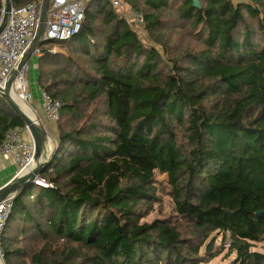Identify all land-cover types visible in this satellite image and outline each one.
<instances>
[{
  "label": "trees",
  "instance_id": "1",
  "mask_svg": "<svg viewBox=\"0 0 264 264\" xmlns=\"http://www.w3.org/2000/svg\"><path fill=\"white\" fill-rule=\"evenodd\" d=\"M124 1L163 54L107 0L86 3L75 36L40 45L38 84L61 104L56 150L38 175L50 186L14 194L5 264H207L223 250L264 264L252 250L264 244V0ZM14 127L0 96V143ZM156 171L174 220L142 221Z\"/></svg>",
  "mask_w": 264,
  "mask_h": 264
},
{
  "label": "built area",
  "instance_id": "2",
  "mask_svg": "<svg viewBox=\"0 0 264 264\" xmlns=\"http://www.w3.org/2000/svg\"><path fill=\"white\" fill-rule=\"evenodd\" d=\"M42 1L35 0L26 5L11 6L6 12V20L0 31V91L5 88L10 73L17 63L29 53V56L16 70L9 86V91H15L27 104L31 96L29 90L30 59L42 55L40 49L42 42L68 40L79 33L83 29L85 5L90 0H50L43 33L38 37L36 46L32 48L39 25ZM107 1L112 4L119 18L127 22L130 29L144 25L142 14L135 10H128L124 0ZM2 8L0 19L3 13ZM39 96L43 119L47 122H57L60 117V102L41 88ZM23 130L28 133L27 137H24ZM23 130L18 127L10 129L0 143V159H11L16 165L13 178L30 171L34 165L33 140L28 129L25 127ZM33 182L41 186H50L39 177ZM14 194L11 193L0 201V234L12 208ZM0 259H3L1 246Z\"/></svg>",
  "mask_w": 264,
  "mask_h": 264
},
{
  "label": "water",
  "instance_id": "3",
  "mask_svg": "<svg viewBox=\"0 0 264 264\" xmlns=\"http://www.w3.org/2000/svg\"><path fill=\"white\" fill-rule=\"evenodd\" d=\"M50 0H43L42 1V7H41V15L39 20L38 29L36 31V35L33 41L32 48L36 46L38 43V37L41 36L44 30V20L46 17V11L48 9ZM12 6L11 0H3V8H2V17L0 19V31L2 30V27L4 25V22L6 20V12L10 9ZM193 6L198 7L199 1L194 0ZM29 56V53H27L16 65V67L11 71L10 76L7 80L6 86L3 90L0 91V96L4 99V101L10 106V108L13 110V112L19 116L24 124L25 127L28 129L30 136L33 140L34 144V165L33 168L24 173L21 174L15 178H12L10 181L5 183L0 187V201L3 200L6 196H8L11 193H15L17 190H19L21 187L30 184L33 182L34 179H36L41 172L42 168L45 166V164L48 162L51 155L56 150V145L49 150V154L47 156H43V153L45 151L44 146L46 142H49V136L47 135L46 130L43 126H41L35 118H31L29 115H27L22 108L18 105V103L13 99V97L10 94L9 86L11 82L13 81V78L16 74V70L18 67L24 62V60Z\"/></svg>",
  "mask_w": 264,
  "mask_h": 264
},
{
  "label": "rangeland",
  "instance_id": "4",
  "mask_svg": "<svg viewBox=\"0 0 264 264\" xmlns=\"http://www.w3.org/2000/svg\"><path fill=\"white\" fill-rule=\"evenodd\" d=\"M234 3L241 1V0H232ZM126 7L128 10H134L132 9L127 3ZM136 11V10H135ZM117 13V12H116ZM137 37L147 46H153L155 47L160 54H163V49L162 47L150 39L147 35V32L145 31V26H141L140 28L138 27H133V30ZM51 42H44L42 46H45L46 48L49 47ZM54 52L57 50L56 48H53ZM36 64L35 60L33 58L30 59V69H29V87L35 91L34 95H38V83L36 81ZM25 103V102H24ZM27 104V103H25ZM28 105V104H27ZM29 106V105H28ZM30 107V106H29ZM31 112L33 111L30 107ZM33 117L37 120V122L42 126L41 122L39 121V118L36 117L35 113H33ZM54 126H58V122L54 123ZM25 129V128H24ZM23 130V129H22ZM25 133L26 131L23 130ZM57 142L54 140L52 142V149H53V144ZM156 183L158 187V199L153 202L151 211L147 213V215L142 219V221L145 222H151L153 220H165V219H170L174 220L177 218V214L174 209V203L172 201L171 196L169 195L170 191V186L168 184V177L166 173H160L159 171H156ZM222 243V239H220V236L217 237L215 240V246H220ZM229 245V241H226L224 243V246L227 248ZM225 248V249H226ZM252 250H256L259 252L264 253V244L263 243H255L254 246L252 247ZM235 257V253H230L226 255V250H223L220 254H218L216 257H214L209 263L207 264H229ZM3 262L4 260L1 259ZM5 263V262H4Z\"/></svg>",
  "mask_w": 264,
  "mask_h": 264
},
{
  "label": "crops",
  "instance_id": "5",
  "mask_svg": "<svg viewBox=\"0 0 264 264\" xmlns=\"http://www.w3.org/2000/svg\"><path fill=\"white\" fill-rule=\"evenodd\" d=\"M32 58L35 60V64L37 67L36 68V81H37V78L39 76V68H38V58L39 57H32ZM29 90H30L31 96L28 101V105L31 107V109L33 110L32 112L35 113L36 117L39 118V121L41 122L42 126L46 130L47 135L49 136L50 145L52 147V142L54 140H57L58 130L56 126H54L53 122H47L43 119V114L40 108V96H39L40 86L39 84H38V91H37L38 95L37 94L34 95L35 91H33L30 87H29ZM27 136H28V133L24 132V137H27ZM48 154H49V151L45 150L43 153V156H47ZM15 172H16V165L11 159H0V187L4 185L5 183H7L8 181H10L14 177ZM0 264H5V263L0 259Z\"/></svg>",
  "mask_w": 264,
  "mask_h": 264
},
{
  "label": "bare ground",
  "instance_id": "6",
  "mask_svg": "<svg viewBox=\"0 0 264 264\" xmlns=\"http://www.w3.org/2000/svg\"><path fill=\"white\" fill-rule=\"evenodd\" d=\"M10 94H11V96L13 97V99L18 103V105L22 108V110H23L27 115H29L31 118H34L32 112H31V110H30V107H29L27 104H25L26 102L23 101V100L20 98V96H19L15 91H14V92L11 91ZM24 102H25V103H24ZM44 149H45V150H48V151L51 149L50 142H46V143H45ZM45 153H46V152H45Z\"/></svg>",
  "mask_w": 264,
  "mask_h": 264
},
{
  "label": "clouds",
  "instance_id": "7",
  "mask_svg": "<svg viewBox=\"0 0 264 264\" xmlns=\"http://www.w3.org/2000/svg\"><path fill=\"white\" fill-rule=\"evenodd\" d=\"M56 141H57V140H56ZM54 146H55V145H54ZM54 146H53V147H54Z\"/></svg>",
  "mask_w": 264,
  "mask_h": 264
}]
</instances>
